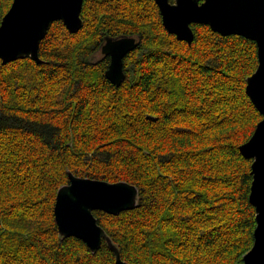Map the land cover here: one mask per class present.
<instances>
[{
	"label": "trees",
	"instance_id": "16d2710c",
	"mask_svg": "<svg viewBox=\"0 0 264 264\" xmlns=\"http://www.w3.org/2000/svg\"><path fill=\"white\" fill-rule=\"evenodd\" d=\"M12 2L0 0V25ZM81 16L75 33L53 23L42 62L0 60V264H116L105 240L93 252L60 235L69 172L138 187L134 209L94 211L129 264H243L257 226L240 151L259 116L246 91L257 42L197 23L179 40L155 0H84ZM121 36L138 46L116 85L110 56H92Z\"/></svg>",
	"mask_w": 264,
	"mask_h": 264
},
{
	"label": "water",
	"instance_id": "95a60500",
	"mask_svg": "<svg viewBox=\"0 0 264 264\" xmlns=\"http://www.w3.org/2000/svg\"><path fill=\"white\" fill-rule=\"evenodd\" d=\"M155 1L160 9L166 30L171 34H175L179 40L192 43L195 35L191 25L194 23L209 25L213 31L222 35L237 34L255 40L258 45L259 58L256 71L264 70V29L259 25V21L264 18V0H212V3L203 15H195L191 19L186 15L166 14L165 0ZM41 2L42 0H13L0 25L5 38L4 55L0 56L3 64L24 58H31L38 63L42 62L39 55L40 44L53 23L57 20L63 21L72 33L78 32L84 26V20L81 16L84 0H75L71 9V12L75 13V16L71 24L63 16L49 19L51 14L40 5ZM171 2L168 0L169 4ZM62 11L67 13V10ZM25 23L31 26L32 41L26 47H21L12 43V38ZM117 42L120 44L118 57L113 55V45ZM137 46L138 38L135 36L108 37L106 39L101 52L106 56H110V64L106 71V76L113 84L120 85L126 78L124 58ZM240 151L245 157L253 159L251 170L253 181L250 192V201L252 203V188L257 178L256 170L253 166L256 156L249 155L245 143L240 146ZM69 177L70 182L61 186L58 190L55 203V219L60 235L65 237L75 236L82 239L93 252L98 251L105 240L115 253L116 264H129L122 259L118 246L98 223L94 211L102 210L117 215L122 211L134 209L139 199L138 187L127 181L109 182L76 176L71 172H69ZM72 186H75L72 193L64 191L65 188ZM114 188L119 189L120 195L114 196L109 194V190ZM70 196H82L84 198V208L89 214L90 226L87 229H84L78 220L69 218L63 211L62 202ZM253 205L256 208L257 226L254 232L255 241L252 248L256 243V233L259 231L261 225L259 210L255 204ZM262 223H264V220H262ZM251 249L245 255L243 264H248V255Z\"/></svg>",
	"mask_w": 264,
	"mask_h": 264
},
{
	"label": "snow or ice",
	"instance_id": "6c2138e0",
	"mask_svg": "<svg viewBox=\"0 0 264 264\" xmlns=\"http://www.w3.org/2000/svg\"><path fill=\"white\" fill-rule=\"evenodd\" d=\"M75 0H42L41 6L46 9L51 15L49 19L56 18V16H63V18L71 24L73 22L75 13L71 12ZM212 0H172L171 4L165 0V12L175 13L178 15H186L189 19L195 15H203L209 8ZM62 10H67V13ZM259 25L264 29V18L259 21ZM32 41V30L28 23L21 26L16 35L12 38V43L21 47H26ZM120 44L117 42L113 45L114 56H119ZM5 38L3 30L0 29V56L4 55ZM246 91L251 97L255 109L258 110L259 116L250 117L254 122L255 127L245 141V146L249 155L256 156L254 161V168L256 170V182L252 188V203L256 205L259 210V218L261 225L259 231L256 233V243L248 255V264H264V70H258L246 80ZM75 186L67 187L65 192L72 193ZM109 194L118 196L120 191L117 188L110 189ZM63 211L69 218L76 219L80 222L84 229L89 225V214L84 208V198L68 197L62 202Z\"/></svg>",
	"mask_w": 264,
	"mask_h": 264
},
{
	"label": "rangeland",
	"instance_id": "374dc122",
	"mask_svg": "<svg viewBox=\"0 0 264 264\" xmlns=\"http://www.w3.org/2000/svg\"><path fill=\"white\" fill-rule=\"evenodd\" d=\"M103 55V53L101 52V50L96 53L94 56H92L93 60H97L99 58H101V56Z\"/></svg>",
	"mask_w": 264,
	"mask_h": 264
},
{
	"label": "flooded vegetation",
	"instance_id": "af4514ba",
	"mask_svg": "<svg viewBox=\"0 0 264 264\" xmlns=\"http://www.w3.org/2000/svg\"><path fill=\"white\" fill-rule=\"evenodd\" d=\"M104 55V54H103Z\"/></svg>",
	"mask_w": 264,
	"mask_h": 264
}]
</instances>
